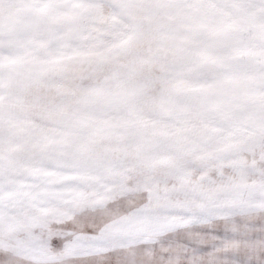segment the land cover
I'll use <instances>...</instances> for the list:
<instances>
[{
	"label": "snow or ice",
	"instance_id": "6c2138e0",
	"mask_svg": "<svg viewBox=\"0 0 264 264\" xmlns=\"http://www.w3.org/2000/svg\"><path fill=\"white\" fill-rule=\"evenodd\" d=\"M0 264H264V0H0Z\"/></svg>",
	"mask_w": 264,
	"mask_h": 264
}]
</instances>
